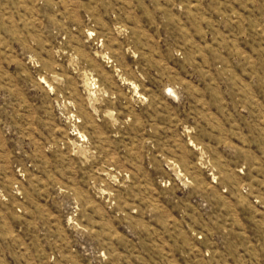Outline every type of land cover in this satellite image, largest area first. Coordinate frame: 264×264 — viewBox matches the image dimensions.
<instances>
[{"label": "rangeland", "instance_id": "rangeland-1", "mask_svg": "<svg viewBox=\"0 0 264 264\" xmlns=\"http://www.w3.org/2000/svg\"><path fill=\"white\" fill-rule=\"evenodd\" d=\"M0 264H264V0H0Z\"/></svg>", "mask_w": 264, "mask_h": 264}]
</instances>
